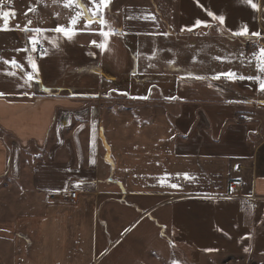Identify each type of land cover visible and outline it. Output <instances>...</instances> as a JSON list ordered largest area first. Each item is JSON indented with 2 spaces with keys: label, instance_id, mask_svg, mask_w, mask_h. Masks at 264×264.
Segmentation results:
<instances>
[{
  "label": "crops",
  "instance_id": "0c3cea01",
  "mask_svg": "<svg viewBox=\"0 0 264 264\" xmlns=\"http://www.w3.org/2000/svg\"><path fill=\"white\" fill-rule=\"evenodd\" d=\"M254 2L259 11L240 0H116L106 18L121 34L110 37L105 53L90 44L103 39L97 24L59 47L42 41L43 57L30 44L29 52L13 51L26 44L15 25L0 31V56L23 66L0 61V71L17 73L0 74V137L10 138L0 140V174L19 183L22 169L31 170L25 193L4 188L0 264H108L107 249L136 221L160 242L161 233L174 235L178 249H239L264 259V92L251 80L212 79L230 70L256 76L255 60L249 68L246 58L258 45L233 44L242 38L218 31L207 15L223 14L222 27L243 23L264 37V1ZM197 18L213 27L181 31ZM67 24L51 19L29 28ZM29 55L39 80L17 87L31 72ZM108 92L130 105L92 102Z\"/></svg>",
  "mask_w": 264,
  "mask_h": 264
},
{
  "label": "rangeland",
  "instance_id": "374dc122",
  "mask_svg": "<svg viewBox=\"0 0 264 264\" xmlns=\"http://www.w3.org/2000/svg\"><path fill=\"white\" fill-rule=\"evenodd\" d=\"M114 1L116 0H112V3H114ZM135 1L139 2L143 0ZM29 9H35V11H29ZM4 11H8L10 13L9 17H2V13ZM13 13L14 15H12ZM26 13L27 15H25ZM57 13L58 16L55 15ZM71 15H74V11L63 8L62 4L58 3L57 0H0V24H4V19H7V24L15 26L19 25L22 28L26 25L31 27L38 24L47 27L49 26L48 24L50 23L51 19L56 21H61V19L69 20ZM29 20L32 21V24L30 25L28 24ZM233 44L240 45L244 48L247 44L250 47L254 45L251 41H244L243 38L234 42ZM259 45H264V37H261ZM248 58H251V53L248 54ZM248 66L250 68L252 67V64H249ZM102 72L104 73L105 71L102 70ZM139 74L140 73H138V76ZM104 77L108 80L112 79V77L107 74H104ZM114 94L112 95V93L108 92L101 94V96L98 98L91 100L94 103L101 101L105 107L111 103L120 104V106H114L115 110H119V108L130 105L128 99H124L123 97H114V99ZM116 94L117 96H122L120 92ZM138 104V107L143 108L142 106L145 104V102L141 101ZM0 140L4 145H6L8 144L10 138L1 135ZM32 156H36L34 157L35 160L41 159L43 157V152ZM20 159L26 164L32 161V157H30V160H28L25 156V153L21 155ZM21 172L22 180L19 183L14 181L13 178L9 177L7 172L0 174V204L4 202V199H6L7 195L9 194L5 193L6 191L4 188H8L10 190L12 189V192H17L19 194L25 193L27 189L26 183L27 180H29L25 177L29 175L31 170L24 167ZM2 195L4 197H1ZM68 195L69 194H67V196ZM67 196L51 195V197H49V194H45L44 198L45 200L47 199L53 201L56 200V198L63 199ZM25 198L28 199L27 195H25ZM0 216H2L1 210ZM152 234L153 233L151 229L146 223L136 221L122 235L120 239H118L107 249V257L105 260L108 261L111 259L108 264H134L135 262H137L136 264H173V262H175V264H264V259L251 255L247 256L245 255L246 253L242 254L239 249L220 250L216 251L215 253H205L189 249L182 250L178 249L174 235L169 236L166 233H161L162 238H159L161 240L160 242L156 239V234ZM120 240L122 241L117 244ZM144 243L145 246L148 247L142 249L140 253L137 247H142ZM120 253L122 258L121 260L119 257ZM101 260L102 259H100L97 263L94 262L93 264H101Z\"/></svg>",
  "mask_w": 264,
  "mask_h": 264
},
{
  "label": "snow or ice",
  "instance_id": "6c2138e0",
  "mask_svg": "<svg viewBox=\"0 0 264 264\" xmlns=\"http://www.w3.org/2000/svg\"><path fill=\"white\" fill-rule=\"evenodd\" d=\"M58 3L62 4L63 8L73 10L74 15H71L67 26L65 25H57L55 28L52 29H42L40 27L36 28H29L27 25L23 28H21L19 25L16 26L15 30H19L23 32L26 36V44L21 49H13V51L16 52H29L28 45H31V52H37L39 51L41 54V57L46 56L48 54V50L46 48H43L42 41L47 40L48 43H51L54 47H59L61 41H67V42H74L75 36L82 30L89 29L91 25L97 24L99 25L98 30H96V34H98L100 37H102L101 42H97L95 40L91 41V46H95L100 50L101 53L109 52L111 51L109 47V41L110 37L113 35H120V29H113L111 25L108 22L107 14L110 11V5L112 3V0H88L87 5L84 3V0H57ZM198 2V0H197ZM241 3L248 5L251 7V9L259 11L260 6L258 3L254 2V0H240ZM29 11H35V9H29ZM10 13L8 11H4L2 13L3 18L9 17ZM14 15V13L12 14ZM27 15V13L25 14ZM58 16V13L55 14ZM151 14H149L150 16ZM207 15L212 18L213 21H218L219 25L221 27H218V31H228L231 33V36L233 38H243L244 41H251L254 45H258V50L254 51L251 54V58L244 57L243 51L240 52V56L242 58L248 59V63L251 64L253 60H255V67L257 71L256 76H244V75H238L236 72L229 71L227 73H217L212 77L214 80H219L222 76L231 82H236L237 80L243 81V80H251L253 83L258 85L257 90L260 92H264V45H259V41L261 39V33L259 31L256 32H249L248 26L246 24L241 23V25L238 27L237 30L233 31L232 29H226L222 26L225 24L226 17L223 14L216 15L212 11H207ZM116 18V14H113V19ZM131 16H126V19H132ZM141 18H149V17H141ZM154 19V17H151ZM84 21L83 29H79L77 25ZM7 19H4V25L3 27H0V31H9L13 30L7 27ZM28 24H32V21L29 20ZM204 27L211 29L213 27V24L202 21L201 19L197 18L193 25L191 27H185L182 28L181 31H193L195 28ZM32 32L33 35L29 36L28 33ZM46 32H52L57 34V36L54 39H50L44 33ZM164 35H167L166 33ZM255 38V39H254ZM37 45H41L40 48L37 47ZM87 54L89 56L95 55L92 51H88ZM27 63L31 67L30 73H25L24 76L21 77L23 80V83H18L17 87H31V84L33 81H38L40 77V69L35 61V59L29 55L27 56ZM217 60H222V57H215ZM0 61H2L3 65L6 66H14L16 68H20L23 70V66L15 59H4L2 56H0ZM230 62V61H229ZM0 74H3L8 77H16L17 73L15 71H8L7 69H4L0 71ZM28 93L25 92L24 95H27ZM4 95V93H0V96ZM126 95V93H125ZM174 99V98H172ZM94 163V161H92ZM180 175V174H178ZM184 179H191L187 173L182 174ZM75 187H79V184L74 185ZM173 188H177L178 185L173 183L170 185ZM249 249H245L247 252ZM205 251H215L214 249H205ZM175 264V262H173Z\"/></svg>",
  "mask_w": 264,
  "mask_h": 264
},
{
  "label": "built area",
  "instance_id": "2783aa9c",
  "mask_svg": "<svg viewBox=\"0 0 264 264\" xmlns=\"http://www.w3.org/2000/svg\"><path fill=\"white\" fill-rule=\"evenodd\" d=\"M37 47L40 48L41 45H38ZM37 52H39V51H37ZM235 188H236L235 185L231 184V189H232V190H235ZM68 196H69V199H70L71 201H73V200L76 199V192L72 191V192L69 193ZM64 198H65V197H64Z\"/></svg>",
  "mask_w": 264,
  "mask_h": 264
},
{
  "label": "trees",
  "instance_id": "16d2710c",
  "mask_svg": "<svg viewBox=\"0 0 264 264\" xmlns=\"http://www.w3.org/2000/svg\"><path fill=\"white\" fill-rule=\"evenodd\" d=\"M30 33V32H29Z\"/></svg>",
  "mask_w": 264,
  "mask_h": 264
}]
</instances>
